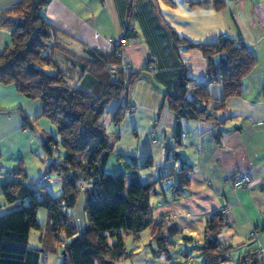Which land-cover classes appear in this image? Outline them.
Wrapping results in <instances>:
<instances>
[{
    "label": "crops",
    "instance_id": "crops-1",
    "mask_svg": "<svg viewBox=\"0 0 264 264\" xmlns=\"http://www.w3.org/2000/svg\"><path fill=\"white\" fill-rule=\"evenodd\" d=\"M202 1L207 0H50L45 7L48 22L59 31L57 41L73 53L59 50L74 61L77 83L84 76L79 74L78 57H85L88 50L111 52L115 38L126 40L121 47L122 65L141 72L127 93L132 110L114 125L111 115L120 100L112 101L101 118L120 173L128 156L138 164L150 157L151 166L142 170L148 180L162 174L156 167L169 172L182 163L191 166L188 186L180 196H173L177 184L173 177L162 182L152 197L154 216H165L180 228L172 238L171 261L164 254L152 258L147 245L150 235L144 231L139 238L124 235L126 249L134 255L114 264H181L185 252L187 263L196 264L193 253L199 252L205 225L215 213L226 220L219 234L221 245L232 246L222 264H236L242 252L253 248H259L264 263V0H223L220 10L211 3L189 5ZM17 2L0 0V12ZM171 32L198 44L221 39L244 44L257 63L243 79L240 93L213 110L223 96L222 85L210 81L207 60L198 49L174 48ZM8 40V30L0 27V52ZM181 68L187 69L194 83L206 85L209 97L204 104L212 118L176 119L168 109L165 94L172 91ZM86 84H92L90 78ZM40 112L38 100L18 93L14 85L0 84V186L16 168L30 183L44 184L46 166L55 159L54 153L48 154L47 142L57 139V129L39 117ZM240 174L248 175L251 183L235 188L232 178ZM54 183L55 178L45 185L58 193L60 187H52ZM83 201L80 193L72 211L77 227L85 224ZM19 206L20 202L7 203L0 188V214ZM256 228H263L261 235L248 246L249 234ZM40 234L42 229L31 231L30 247H41ZM198 260L204 263L201 255ZM39 264H61V257L42 252Z\"/></svg>",
    "mask_w": 264,
    "mask_h": 264
},
{
    "label": "trees",
    "instance_id": "trees-1",
    "mask_svg": "<svg viewBox=\"0 0 264 264\" xmlns=\"http://www.w3.org/2000/svg\"><path fill=\"white\" fill-rule=\"evenodd\" d=\"M49 1L18 0L0 12V27L9 33V40L0 52V84L14 85L18 93L38 100L39 117L56 127L55 159L47 164L44 174L55 175L60 187L55 193L45 183L32 184L21 168L13 170L1 184L6 202H20V206L0 214V264H39L42 252L59 254L61 264H114L134 255L126 249L124 235L139 238L144 231L150 235L147 245L152 258L164 254L171 261L172 238L180 228L165 216H154L152 197L162 182L173 177L177 178L173 196H180L188 186L191 166L182 163L177 169L148 180L142 170L151 166L150 157L138 164L133 156H128L122 162L123 172L113 175L105 171L112 145L101 118L110 102L120 100L111 122L118 125L123 120L129 110L128 89L141 72L122 65L121 48L114 47L105 54L88 50L85 57L77 60L81 67L79 74L84 75L79 81L85 77L87 88L80 87L76 80L74 86L70 85L65 71L68 67L61 68L53 52L73 53L57 41L59 31L44 14ZM209 3L216 10L224 7L223 0L189 5ZM171 33L174 48L198 49L207 60L210 81L222 85L223 96L213 110L221 109L226 99L240 93L243 79L257 63L244 44L229 39L198 44ZM71 63L70 69L74 70V61ZM89 78L90 86L86 84ZM208 97L206 85L194 83L186 68L178 71L172 91L165 94L167 107L176 119L212 118L204 104ZM80 193L84 195L85 224L77 227L71 212ZM40 209L45 210L43 224L38 218ZM225 225L220 213L212 214L207 221L203 241L197 246L203 264L226 261L232 246L221 245L219 234ZM39 229L43 232L39 237L41 247L32 248L30 233ZM253 243L246 242L248 246ZM183 258L181 264H188L189 254L185 252ZM236 264L264 263L259 248H253L242 252Z\"/></svg>",
    "mask_w": 264,
    "mask_h": 264
},
{
    "label": "rangeland",
    "instance_id": "rangeland-1",
    "mask_svg": "<svg viewBox=\"0 0 264 264\" xmlns=\"http://www.w3.org/2000/svg\"><path fill=\"white\" fill-rule=\"evenodd\" d=\"M72 49H74V47H72ZM75 51L76 50H74V53H76ZM53 57H54V59H56L57 64L61 68L67 69L65 67H68V69L65 70L66 71V75H67V81H68V83L70 85H73L74 86L75 73H74V70H71L70 69V67L72 66L71 59H69L68 56H66L63 53H61L59 51H56V50L53 52ZM84 80H86L85 77L80 80V84L79 85H80V87L86 89L87 86L84 84ZM129 110H132V108H130V106H129ZM123 140H125V139H123ZM47 143H48V148H47L48 149V154H50L51 151L53 153L54 152L53 150L55 148L54 146L55 145L57 146V139L55 141L54 140L53 141L52 140L50 141L49 138H48V142ZM111 152H112L111 159H110V161L107 164L106 170H107L108 173L111 172L113 175H116V174H119L120 173V170L119 169L121 168V166L116 165L117 164V158H118L117 155H116V152H114L113 149H112ZM122 170H124V169H122ZM50 178L51 179L55 178V183H54V185L52 187H56V186L58 187L59 181H58L57 177L55 175H53V174L52 175L50 174ZM72 211H74V208H73ZM71 214H72V212H71ZM220 214H222V213H220ZM39 220L42 223L45 221V210L44 209H40L39 210ZM198 253L199 252L197 250H196V252L193 253V256H194V258L196 260L195 261L196 264H198V261H199L198 259L200 258V255H198Z\"/></svg>",
    "mask_w": 264,
    "mask_h": 264
},
{
    "label": "built area",
    "instance_id": "built-area-1",
    "mask_svg": "<svg viewBox=\"0 0 264 264\" xmlns=\"http://www.w3.org/2000/svg\"><path fill=\"white\" fill-rule=\"evenodd\" d=\"M221 38H225V35L222 34ZM111 43L115 48H121L123 45L126 44V40L124 38H115L111 41ZM149 69L151 70L152 67L149 66ZM182 135L186 136V134H182ZM155 171H157L158 173H166L165 172L166 170L163 167H156ZM42 181L45 184H50L52 182V179L50 178L49 174H43ZM250 183H251V178L246 174H240L232 178V184L235 188L247 186ZM224 211L225 209L222 208V212ZM260 229L261 228L253 229L249 234V239L247 242H250V243L256 242L259 239L261 232H262Z\"/></svg>",
    "mask_w": 264,
    "mask_h": 264
}]
</instances>
